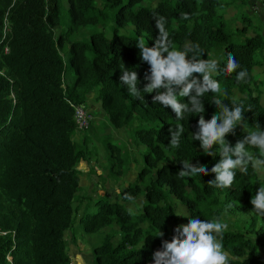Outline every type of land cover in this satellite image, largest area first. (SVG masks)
Instances as JSON below:
<instances>
[{
	"label": "trees",
	"instance_id": "obj_1",
	"mask_svg": "<svg viewBox=\"0 0 264 264\" xmlns=\"http://www.w3.org/2000/svg\"><path fill=\"white\" fill-rule=\"evenodd\" d=\"M103 1L105 8H117L115 33L110 40L94 33L89 42L70 44L74 79L69 82L61 55L63 40L78 27L105 20L103 11L94 10L95 0H67L72 27L57 38L54 28L59 24L60 0H0V232L5 233L0 235V264H72L65 234L80 232L81 226L98 239L92 249L93 264H154L153 253L163 250L164 241H171L174 229L197 216L201 220L218 216L228 223L223 245L229 264H264V217L255 214L250 204L256 190L264 186V178L249 165L247 173L236 170L230 188L210 186L208 182L215 179L210 169L219 156L205 155L200 142L192 139L199 114L188 113L177 121L170 108L153 104L155 92H141L143 102L130 96L120 81L121 66L137 72L141 90L150 66L140 58L137 41L116 31L130 23L138 37L153 38L148 43L152 47L158 36L153 18L162 16L177 50L198 44L200 58L206 59L224 46L212 78L227 92L225 104L244 105L243 124L248 131L257 130V123L264 131V95L252 86L254 55L264 50V38L256 35L243 44L231 42L217 15L221 0H174V4L160 2L137 11L131 6L141 0ZM229 54L239 64L231 74L224 72ZM240 70H247V82H237ZM93 92L106 126L117 131L135 127L146 151L135 181L120 190L121 202L105 197L82 205L87 197L82 194L78 165L88 161L90 139L85 134L76 142L74 137L92 129L95 115L86 100ZM214 98L219 97L206 93L202 98L205 120L220 111ZM180 100L188 103L187 98ZM76 105L92 115L86 129L76 128ZM249 106L252 112L247 111ZM178 125L185 132L179 147L173 148L169 129ZM246 135L241 125L226 139L234 146ZM106 145L112 148L116 173L121 175L127 157L118 146ZM249 151L258 154L257 149ZM181 161L207 165L209 174L179 178ZM126 195L133 199H125ZM140 198L137 212L124 205ZM172 200L186 209L189 218L171 229L176 221ZM159 231L163 237H157Z\"/></svg>",
	"mask_w": 264,
	"mask_h": 264
},
{
	"label": "clouds",
	"instance_id": "obj_2",
	"mask_svg": "<svg viewBox=\"0 0 264 264\" xmlns=\"http://www.w3.org/2000/svg\"><path fill=\"white\" fill-rule=\"evenodd\" d=\"M184 18L187 19V16ZM153 19L158 30L154 46L149 47L143 37L138 38L136 42L140 58L150 66V75H145L147 83L142 90L138 87L140 81L137 72L121 66L120 81L127 86L129 95L143 102L144 96L141 92L146 94L155 92L156 95L152 97L153 104H159L165 109L170 108L177 121H183L185 114L188 113L199 114L198 130L192 135V139L200 142L199 146L205 155L219 156V161L210 169L215 176L214 180L208 182L210 186L230 188L235 182L236 170L247 173L249 165L254 172H264V131L260 129L258 123L255 131H248L244 127L243 104L233 103L229 107L223 102L227 92L212 78V74L218 72V61L200 58L203 53L198 44L183 50L172 47L166 30V19L162 16ZM238 68L239 64L235 57L229 54L224 72L231 74ZM247 77V70H240L236 80L247 82ZM206 93L219 97L214 98L213 104L218 106L220 111L215 112L210 120H205L203 116L205 107L202 98ZM180 98H187L188 103L181 102ZM247 111L252 112V107L249 106ZM241 125L247 135L233 146L226 137L234 134L235 129ZM169 132V146L178 148L181 136L185 132L184 127L182 125L171 127ZM249 148L257 149L258 154L249 151ZM181 163L182 170L177 173L179 178L209 174L207 165L193 166L188 161ZM94 169L97 170L95 167ZM125 199L132 200L133 197L126 195ZM250 204L255 214L264 217V186L256 190ZM228 207L232 205L229 204ZM228 227V223L218 216L211 220H201L198 216L189 219L186 225L174 229L175 235L170 242H163V250L153 253L154 264H229V255L223 245V234ZM163 235L164 233L159 231L157 237ZM80 259L81 264H84L83 258Z\"/></svg>",
	"mask_w": 264,
	"mask_h": 264
},
{
	"label": "rangeland",
	"instance_id": "obj_3",
	"mask_svg": "<svg viewBox=\"0 0 264 264\" xmlns=\"http://www.w3.org/2000/svg\"><path fill=\"white\" fill-rule=\"evenodd\" d=\"M95 11H103L106 18L98 25H88L78 27L63 40L61 47V55L66 68L67 80L71 82L74 79V72L70 66L69 47L72 42H89V38L94 33H101L106 39L110 40L117 28L114 17L117 8H105L103 0H95ZM125 2V1H124ZM160 2H168L174 4V0H141L131 6L133 11L139 9H151ZM59 24L54 28V36L57 38L63 32H66L72 27L71 19L68 13L67 0H60ZM217 15L221 16L220 20L224 23L225 31L231 36V42L236 44H243L245 41L256 35L264 38V9L261 0H221V6L217 10ZM117 34L124 35L131 40L137 41L138 37L132 24L128 23L124 27L118 28ZM146 43L153 41L152 37L142 36ZM224 46H219L215 51H212L206 59L218 60L222 55ZM219 52V53H218ZM220 54V55H219ZM89 57L92 55L89 53ZM215 73L212 74L214 76ZM254 89H258L261 95H264V50L257 51L254 55V66L252 69ZM95 92L87 96V104L91 111H93V104L95 102ZM94 112L95 118L92 124V129L83 133L76 134L74 140L78 142L83 135H88L90 143L88 151L90 156L88 161H81L78 165V170L81 172L80 185L82 187V194L87 198L82 205H93L96 199L108 197L111 201H120L119 193L123 187L133 183L136 179L138 171L143 167L142 156L146 151L145 147L140 145L137 140L135 127L130 130L117 131L109 126H106L104 114ZM105 142L112 143L118 146L120 152L126 155L127 164L122 167L121 175H117V168L115 159L113 158V150L108 147ZM122 154V155H123ZM95 167L99 174L90 169L89 166ZM259 177L264 178V172H258ZM141 198L135 204H124L127 209L137 212L136 205H141ZM171 202V201H170ZM176 208V221L171 225L172 227L179 223L185 224L188 219L186 209L179 203L172 200ZM182 216V217H178ZM243 221L247 220L245 217H240ZM80 232L65 234L67 241V250L71 258L72 264H81V257L84 264H93L92 249L98 242L96 237H91L84 231V227H80ZM264 258V252H261Z\"/></svg>",
	"mask_w": 264,
	"mask_h": 264
},
{
	"label": "built area",
	"instance_id": "obj_4",
	"mask_svg": "<svg viewBox=\"0 0 264 264\" xmlns=\"http://www.w3.org/2000/svg\"><path fill=\"white\" fill-rule=\"evenodd\" d=\"M74 122L76 128L78 129H86L89 126V122L92 120L91 113L83 106V105H76L74 106ZM0 235L4 236L5 233L0 232ZM7 261L11 262V257L7 256Z\"/></svg>",
	"mask_w": 264,
	"mask_h": 264
},
{
	"label": "crops",
	"instance_id": "obj_5",
	"mask_svg": "<svg viewBox=\"0 0 264 264\" xmlns=\"http://www.w3.org/2000/svg\"><path fill=\"white\" fill-rule=\"evenodd\" d=\"M91 110H92V109H91ZM99 110H100L99 104H98V103L95 104V105L93 104V111L99 113V112H100Z\"/></svg>",
	"mask_w": 264,
	"mask_h": 264
}]
</instances>
